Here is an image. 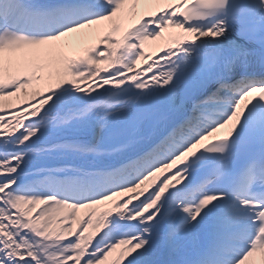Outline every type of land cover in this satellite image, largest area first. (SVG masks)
<instances>
[{"label": "snow or ice", "instance_id": "obj_1", "mask_svg": "<svg viewBox=\"0 0 264 264\" xmlns=\"http://www.w3.org/2000/svg\"><path fill=\"white\" fill-rule=\"evenodd\" d=\"M0 264H264V0H0Z\"/></svg>", "mask_w": 264, "mask_h": 264}]
</instances>
